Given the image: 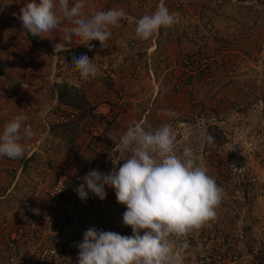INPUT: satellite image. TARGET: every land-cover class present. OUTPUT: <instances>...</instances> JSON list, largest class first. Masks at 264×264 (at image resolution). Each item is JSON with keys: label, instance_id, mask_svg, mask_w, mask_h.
<instances>
[{"label": "rangeland", "instance_id": "obj_1", "mask_svg": "<svg viewBox=\"0 0 264 264\" xmlns=\"http://www.w3.org/2000/svg\"><path fill=\"white\" fill-rule=\"evenodd\" d=\"M26 2L0 0L9 8L0 10V73L9 71L1 78L13 85L36 80L44 89L30 101L36 134L21 141L24 157L0 158V264H78L76 245L89 227L132 235L113 188L105 185L104 200L89 192L83 201L75 189L90 169L109 173L113 162H124L127 154L108 134L134 122L152 130L171 123L178 154L189 129L214 137L212 144L190 143L223 198L216 219L189 235L182 254V240L170 238L180 264H264V0H86L88 14L112 8L126 14L111 29L109 48L94 40L91 49L76 36L66 43L59 31L31 42L17 18ZM161 5L178 22L140 40L136 21ZM15 43L18 53L34 54L33 75L24 72L29 58L3 62ZM56 43L68 50L55 52ZM81 54L100 68L95 79L83 80L72 65ZM62 85L75 90L73 105L57 97ZM15 98L0 113L2 129L15 116L7 113H18ZM168 110L177 117L169 119ZM61 170L66 191L50 210L40 194Z\"/></svg>", "mask_w": 264, "mask_h": 264}, {"label": "clouds", "instance_id": "obj_2", "mask_svg": "<svg viewBox=\"0 0 264 264\" xmlns=\"http://www.w3.org/2000/svg\"><path fill=\"white\" fill-rule=\"evenodd\" d=\"M85 7L86 0H27L17 18L33 37L51 39V33L59 31L66 43L76 36L81 39L80 44L90 49L94 40L100 42L101 48H109L111 29L121 26L125 12L112 8L88 14ZM177 22L178 18L161 5L136 21L135 35L147 41L161 28H171ZM66 50L59 43L54 45L57 53ZM123 59L121 55V62ZM72 65L85 81L100 74L94 59L86 54L73 56ZM165 114L169 119L177 117L173 110ZM28 121L29 117L21 113L5 123L0 131V158L24 157L26 145L21 141L36 134ZM108 137L119 153L127 154L124 162L118 166L113 162L109 173L90 169L75 191L82 201L89 192L104 200L105 185L113 188L117 203L126 207L123 224L131 227L132 235L89 227L82 242L76 245L78 264H180L170 238L182 240V254L189 248V235L216 219V209L223 198L222 187L200 165L190 143L195 139L200 144H212L214 137L206 130L194 134L189 129L184 136L189 143L183 154L177 153V133L171 123L152 130L134 122L125 132L109 133Z\"/></svg>", "mask_w": 264, "mask_h": 264}, {"label": "built area", "instance_id": "obj_3", "mask_svg": "<svg viewBox=\"0 0 264 264\" xmlns=\"http://www.w3.org/2000/svg\"><path fill=\"white\" fill-rule=\"evenodd\" d=\"M11 1L14 2L15 0ZM6 9L9 10V8H7L5 4H0V10L2 12H5ZM18 45H20V43H15L10 49L6 50L7 52L5 51L6 54H4L2 60L6 64L11 63L16 65L22 62V60H24L25 58H29L30 64L25 66L24 72L33 75L35 73L34 54L28 51H25L24 53H18V48L16 47ZM3 72V75L0 73V113H2V110H4L10 103L11 96H13L14 98L16 97L15 99L20 100V105L17 108L18 113L9 112L7 114H9L10 117L11 115L16 116V114L18 115L21 113L26 114L29 117L28 123L31 125V127H34V121H31V118L32 112L35 110V106L33 103L30 104V101L34 100L36 93L44 89V87H42L41 84L36 80H24L18 82V84L13 85L8 79L1 78L7 75L9 71L3 70ZM54 91H56V89ZM117 94L119 96H122L121 92H118ZM25 102L26 104L24 105ZM69 116L74 117V112H70ZM11 119L12 118H8L7 116L5 118V122L7 123ZM43 122L46 124L45 121ZM0 131H2V128H0ZM66 187L65 170H61V172H59L55 177L54 181L50 185H48L40 194V197L50 210H55L59 207L63 199V195L66 191ZM35 195H38V192H36Z\"/></svg>", "mask_w": 264, "mask_h": 264}, {"label": "trees", "instance_id": "obj_4", "mask_svg": "<svg viewBox=\"0 0 264 264\" xmlns=\"http://www.w3.org/2000/svg\"><path fill=\"white\" fill-rule=\"evenodd\" d=\"M19 78L22 79L21 76ZM72 91L73 92H71L69 88L62 85L60 86L59 93H57V97H59V100L62 101L63 103L73 105L74 102L76 101L75 99H77L78 97L74 98V95H76V93L75 90ZM72 93H74V95H70Z\"/></svg>", "mask_w": 264, "mask_h": 264}, {"label": "water", "instance_id": "obj_5", "mask_svg": "<svg viewBox=\"0 0 264 264\" xmlns=\"http://www.w3.org/2000/svg\"><path fill=\"white\" fill-rule=\"evenodd\" d=\"M27 35H28V38L31 40V42H33V43H35L37 40H38V38H39V36H36V37H33L31 34H30V32H28L27 31Z\"/></svg>", "mask_w": 264, "mask_h": 264}, {"label": "crops", "instance_id": "obj_6", "mask_svg": "<svg viewBox=\"0 0 264 264\" xmlns=\"http://www.w3.org/2000/svg\"><path fill=\"white\" fill-rule=\"evenodd\" d=\"M15 8V7H14ZM19 8V7H18Z\"/></svg>", "mask_w": 264, "mask_h": 264}]
</instances>
